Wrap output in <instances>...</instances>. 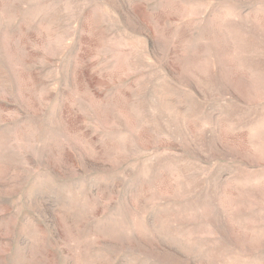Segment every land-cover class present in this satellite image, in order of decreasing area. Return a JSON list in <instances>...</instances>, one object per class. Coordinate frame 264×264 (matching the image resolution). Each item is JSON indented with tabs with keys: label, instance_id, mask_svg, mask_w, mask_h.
Returning <instances> with one entry per match:
<instances>
[{
	"label": "rangeland",
	"instance_id": "1",
	"mask_svg": "<svg viewBox=\"0 0 264 264\" xmlns=\"http://www.w3.org/2000/svg\"><path fill=\"white\" fill-rule=\"evenodd\" d=\"M0 264H264V0H0Z\"/></svg>",
	"mask_w": 264,
	"mask_h": 264
}]
</instances>
